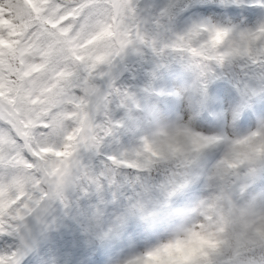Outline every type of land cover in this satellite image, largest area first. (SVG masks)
Here are the masks:
<instances>
[{
	"label": "clouds",
	"instance_id": "clouds-1",
	"mask_svg": "<svg viewBox=\"0 0 264 264\" xmlns=\"http://www.w3.org/2000/svg\"><path fill=\"white\" fill-rule=\"evenodd\" d=\"M211 55L195 61L207 66L203 75L165 56L151 83L141 75L103 100L86 95L80 109L61 105L76 112L66 119L72 136L46 165L44 219L53 228L30 264H189V257L192 264H264V175L221 197L226 162L246 147L236 142H264V79L249 81L256 95L233 120L241 94L230 77L242 58L217 64ZM208 74L218 79L205 99L198 89ZM160 88L175 94L160 95ZM210 136L220 139L196 146Z\"/></svg>",
	"mask_w": 264,
	"mask_h": 264
},
{
	"label": "snow or ice",
	"instance_id": "snow-or-ice-1",
	"mask_svg": "<svg viewBox=\"0 0 264 264\" xmlns=\"http://www.w3.org/2000/svg\"><path fill=\"white\" fill-rule=\"evenodd\" d=\"M226 41L229 47L219 51ZM209 53L217 64L242 58L230 77L241 94L235 120L256 95L249 81L264 79V0H0V264H30L53 228L44 219L43 177L50 154L69 148L66 119L76 114L61 105L80 109L86 95L103 100L122 91L121 81L141 75L151 83L165 56L203 75L207 66L195 61ZM216 79L208 74L201 82L205 99ZM218 89L230 98L228 87ZM158 94L175 93L160 88ZM250 141L236 142L246 147L226 162L231 172L221 197L264 175V142Z\"/></svg>",
	"mask_w": 264,
	"mask_h": 264
},
{
	"label": "trees",
	"instance_id": "trees-1",
	"mask_svg": "<svg viewBox=\"0 0 264 264\" xmlns=\"http://www.w3.org/2000/svg\"><path fill=\"white\" fill-rule=\"evenodd\" d=\"M60 242H63V239H62V237L60 238ZM53 243H56V241H53Z\"/></svg>",
	"mask_w": 264,
	"mask_h": 264
},
{
	"label": "rangeland",
	"instance_id": "rangeland-1",
	"mask_svg": "<svg viewBox=\"0 0 264 264\" xmlns=\"http://www.w3.org/2000/svg\"><path fill=\"white\" fill-rule=\"evenodd\" d=\"M62 239H63V237H62Z\"/></svg>",
	"mask_w": 264,
	"mask_h": 264
}]
</instances>
